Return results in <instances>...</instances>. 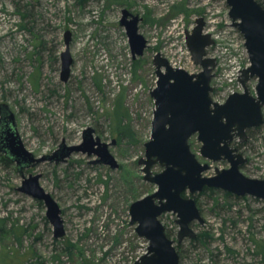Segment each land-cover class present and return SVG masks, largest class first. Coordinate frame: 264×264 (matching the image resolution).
<instances>
[{
	"label": "rangeland",
	"instance_id": "rangeland-1",
	"mask_svg": "<svg viewBox=\"0 0 264 264\" xmlns=\"http://www.w3.org/2000/svg\"><path fill=\"white\" fill-rule=\"evenodd\" d=\"M123 9L141 19L139 33L148 44L135 59L119 26ZM228 11L225 0H0V105L13 115L25 149L35 157L48 156L61 144L81 145L84 131L92 129L93 139L107 144L118 163L112 169L94 163V154L79 152L65 162L24 169L26 176L40 175L41 187L61 210L65 234L55 239L45 206L18 191L22 178L16 164L0 153V264H134L146 252L148 242L136 234L128 210L156 190L143 180L138 164L151 136L153 56L159 52L172 67L199 73L185 38L202 17L203 32L214 41L206 50L216 61L212 100L223 103L241 93L238 79L249 60ZM67 32L72 64L63 82ZM256 84L254 78L247 82L253 96ZM116 113L127 132L122 139ZM189 145L201 163L209 162L200 155L196 136ZM232 147L247 159L243 175L264 180V123L249 130L244 143L235 138ZM209 163L205 176L229 167L224 161ZM162 169L157 164L151 171ZM191 197L204 220L191 223L202 236L199 242L178 243L176 214L160 217L175 241L179 264H264L263 200L225 197L221 190Z\"/></svg>",
	"mask_w": 264,
	"mask_h": 264
},
{
	"label": "water",
	"instance_id": "water-1",
	"mask_svg": "<svg viewBox=\"0 0 264 264\" xmlns=\"http://www.w3.org/2000/svg\"><path fill=\"white\" fill-rule=\"evenodd\" d=\"M225 1L229 7L231 26L243 36L249 60V66L241 71L238 79L243 88L241 93L229 95L223 103L212 100L210 82L216 61L207 57L206 50L214 41L210 34L203 32L205 21L202 17L196 20L190 33L186 32L185 38L193 63L201 67L199 73L190 74L172 67L159 52L153 56L157 80L150 92L154 100L151 136L144 144L145 155L138 164L142 166L143 180L156 185V190L129 206L130 224L136 225V234L148 242L146 252L134 264H179L175 241L167 237L160 217L166 213L176 214L178 243L184 239H195L197 235L191 223L197 221L203 224L204 220L191 196L203 192L205 188L264 201V180L243 175L240 168L247 159L231 146L235 138L244 143L247 130L264 123V0ZM140 21L137 15L122 10L119 26L126 32L133 59L142 56L148 48L147 40L139 33ZM64 39L60 77L66 82L72 64L68 32ZM253 78L257 80L255 96L247 87V82ZM92 134V129H86L81 145L61 144L51 155L35 157L25 149L16 131L13 115L5 105H0V153L17 166L22 178L18 191L45 206L46 218L53 228L55 239L65 234L61 210L53 197L41 187L40 175L30 173L26 176L23 171L45 161L65 162L73 153L79 152L88 156L94 154L98 158L94 163L118 168L108 145L99 139L94 140ZM193 136L201 144L200 155L205 160L224 161L229 167L216 168L213 176H205L211 164L201 163L191 152L189 140ZM157 164L163 169L153 174L151 169ZM185 192L189 193L188 197H183Z\"/></svg>",
	"mask_w": 264,
	"mask_h": 264
},
{
	"label": "trees",
	"instance_id": "trees-1",
	"mask_svg": "<svg viewBox=\"0 0 264 264\" xmlns=\"http://www.w3.org/2000/svg\"><path fill=\"white\" fill-rule=\"evenodd\" d=\"M258 1V0H257ZM116 124H117V126H116V132L118 133V135H119V139H122L123 137H125L126 135H127V132H126V129H123V128H121V126H120V119L119 118H117V113H116ZM260 127H258V128H254L253 130L254 131H256V130H258ZM249 130H251V129H249ZM249 130H247V132L249 131ZM4 161H6L7 159H5V158H2ZM7 162H9V160H7ZM214 190H217V189H204L203 190V192H202V194H206L207 193V195H211L213 192H214ZM224 196L225 197H232L233 195L232 194H229V193H227V192H224ZM196 200V199H195ZM167 235V234H166ZM168 237V236H167ZM202 238V236H196V238L195 239H193V243H195V242H199L200 241V239ZM204 238V237H203ZM2 260L0 259V262H1Z\"/></svg>",
	"mask_w": 264,
	"mask_h": 264
},
{
	"label": "flooded vegetation",
	"instance_id": "flooded-vegetation-1",
	"mask_svg": "<svg viewBox=\"0 0 264 264\" xmlns=\"http://www.w3.org/2000/svg\"><path fill=\"white\" fill-rule=\"evenodd\" d=\"M232 144H233V141H232V143H231V146H232ZM2 155H3V157L5 158V156H4V154L3 153H1ZM10 162V161H9ZM11 163H13V162H11ZM16 169H17V166H16ZM29 174V173H28ZM191 196V195H190ZM183 197H188V196H185L184 195V193H183ZM195 200V199H194ZM196 202V201H195Z\"/></svg>",
	"mask_w": 264,
	"mask_h": 264
}]
</instances>
